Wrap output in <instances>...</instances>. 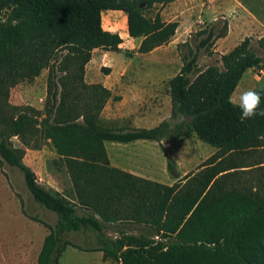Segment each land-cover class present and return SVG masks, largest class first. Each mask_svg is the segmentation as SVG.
<instances>
[{"label":"trees","instance_id":"trees-1","mask_svg":"<svg viewBox=\"0 0 264 264\" xmlns=\"http://www.w3.org/2000/svg\"><path fill=\"white\" fill-rule=\"evenodd\" d=\"M175 1L0 0V158L19 169L33 199L57 215L37 264H59L69 245L102 251L104 260L120 264H264V197L226 188L221 180L243 168V156L264 143V118L242 120L239 108L228 102L249 69L264 67L252 38L221 54L222 67L205 69L198 63L200 53L214 54L216 40L228 33V22L217 19L179 43L183 64L170 80L171 115L152 128L105 124L104 107L110 98L120 97L102 83L85 81L93 50L117 52L123 43L118 32L104 29L105 10L123 11L129 35L141 38L137 51L148 53L175 36L178 21H167L162 14ZM258 44L264 50V35ZM44 69V108L7 112L10 89ZM101 70L108 74L111 68ZM254 90L262 93L264 107V88ZM193 135L218 150L202 172L183 178L176 160L167 157L176 179L171 185L112 166L105 146L106 141L144 139L165 151L163 140ZM46 141L68 172L77 201L41 184L24 162L26 148L41 149ZM114 224L119 225L117 234L106 235ZM125 224L146 231L129 233ZM73 231L94 232L99 245L74 243L66 238Z\"/></svg>","mask_w":264,"mask_h":264},{"label":"rangeland","instance_id":"rangeland-1","mask_svg":"<svg viewBox=\"0 0 264 264\" xmlns=\"http://www.w3.org/2000/svg\"><path fill=\"white\" fill-rule=\"evenodd\" d=\"M243 2L182 0L174 4L170 3L162 8V14L165 20L174 19L173 21L179 23L177 46H164L149 56L136 54L138 51L135 50V52L127 50L128 54H124L102 49L105 54L102 67H110L111 71L115 69V73L108 79H119L129 87L130 97L128 96L116 111L123 110L137 116L139 121H144L150 128L170 117L172 107L170 80L179 72L183 64L178 45L192 39L197 30L217 19L228 22V33L225 37L216 40L214 54L210 55L207 51L200 53L198 63L201 69L209 65L222 67V63L219 62L221 54L232 50L246 37L252 38V45L264 58V50L258 44V39L264 35V0H243ZM182 33L185 35L183 38H181ZM122 47L127 49V46ZM185 49L186 47L183 48L184 51ZM164 54L167 56L166 59L163 63H159V60H163ZM47 85L48 70L44 69L35 79L20 82L12 87L7 97V112L12 113L27 107L42 110L47 98ZM256 88H264V67L261 71L249 69L232 97H237L246 89ZM114 102L115 100L106 104L103 109L105 113L111 110ZM131 115L122 120L106 117L103 119L108 125L131 126L133 121ZM13 141L16 146H22L17 137H13ZM153 143L154 141H148L149 147L146 151L154 160L150 173L161 183L170 185L176 179L167 168V157L180 160V174L183 178L185 175L202 172V166L215 149L214 146L199 140L196 135L191 138L166 139L164 144L169 154L165 158L162 155L163 147L157 144L153 146ZM129 147H132V144H129ZM162 160L165 167L161 164ZM24 162L35 171L41 184L55 188L71 200L77 201L71 178L58 163L57 154L50 142L46 141L41 149L26 148ZM240 165L245 166L226 174V179H221L224 186L236 187L264 197V143L247 152ZM138 170L146 171L144 166ZM56 221L57 215L54 212L33 199L20 170L11 167L0 158V264H37L44 239ZM118 226L114 224L113 228L105 230V234L113 237L117 234ZM123 228L133 234L146 231L142 226L133 224H125ZM66 238L86 248L99 245L97 236L92 231L69 232ZM59 264L120 263L111 258L104 260L98 251L83 250L69 245L62 253Z\"/></svg>","mask_w":264,"mask_h":264},{"label":"crops","instance_id":"crops-1","mask_svg":"<svg viewBox=\"0 0 264 264\" xmlns=\"http://www.w3.org/2000/svg\"><path fill=\"white\" fill-rule=\"evenodd\" d=\"M182 0H177L175 2H172L171 4L180 2ZM120 17V20L118 18ZM174 19H167V21H173ZM202 22V21H201ZM102 24L104 29L109 30L111 32H118L121 37L123 38V43L121 44V50L119 52H123L124 54L129 51H137L141 38H133L129 35L128 32V24H127V16L123 11L119 10H105L102 13ZM178 29L176 31L175 36L173 39L166 45L159 46L152 50L151 52L148 53H140L143 56H149L152 55L153 53L157 52L158 50L162 49L164 46L165 47H170V46H177L178 41H176V37L178 35ZM182 33L181 38L185 37ZM184 41V39H182ZM175 42V43H173ZM173 44V45H172ZM122 46H127V49ZM103 50L101 48H95L92 53V59L87 63L85 67V81L87 83H102L104 86L109 88L112 91L113 96H119V100H115L114 106H111V110H109L107 113L102 112V117L106 118H120L121 120L128 115L130 116L131 114H128L126 111H116L120 109V104L123 103L127 97H130L129 93V87L124 85L123 81L121 80H109L108 77L112 76V74L115 73V69L108 74H103L101 68H102V62H104V57L105 54L102 52ZM134 51V52H135ZM111 52V51H110ZM97 53V54H96ZM136 54H139V52H136ZM97 55V56H96ZM166 55H163V60H159V63H163V61L166 59ZM111 73V74H110ZM153 92V89L151 90ZM113 98H110L108 103L113 102ZM133 116V121L131 126L135 127H145V128H150L144 121H139V117ZM144 120V119H143ZM160 122H158L156 125H158ZM120 126H125V125H120ZM166 140V139H165ZM165 140H163V145L165 148L166 145L164 144ZM169 140V139H167ZM148 141L151 140H144V139H139L133 142L129 143H121V142H112V141H106L105 146L108 152L110 164L112 166H115L117 168H120L124 171H127L129 173L153 180V181H158L160 180L156 177H154L153 174L150 173V171L153 169L154 165V160L152 157H149V155L146 153L148 150ZM153 142V141H152ZM129 144H132V147H129ZM154 144H157L158 146L160 145L158 142L154 141ZM153 149V148H152ZM140 150V151H137ZM163 150V149H162ZM218 149L215 147V149L211 152V155H213ZM144 152V153H143ZM167 154H169L168 149H165V153L162 155L163 157L166 158ZM209 158V157H208ZM177 162V170L180 174V160L176 159ZM163 166L165 167L164 161L162 160ZM142 166L145 167L146 171H141L138 170V168H141ZM166 169V168H165ZM182 176V174H180ZM175 179V178H174ZM100 256L103 258V252L98 251Z\"/></svg>","mask_w":264,"mask_h":264},{"label":"clouds","instance_id":"clouds-1","mask_svg":"<svg viewBox=\"0 0 264 264\" xmlns=\"http://www.w3.org/2000/svg\"><path fill=\"white\" fill-rule=\"evenodd\" d=\"M230 104L239 108L242 120H252L256 117L264 118L262 105V93L254 89H246L237 97H229Z\"/></svg>","mask_w":264,"mask_h":264}]
</instances>
